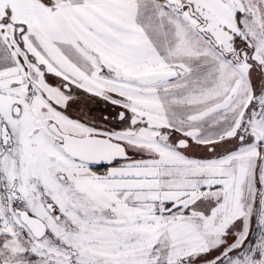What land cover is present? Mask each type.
<instances>
[{
  "label": "snow or ice",
  "instance_id": "snow-or-ice-1",
  "mask_svg": "<svg viewBox=\"0 0 264 264\" xmlns=\"http://www.w3.org/2000/svg\"><path fill=\"white\" fill-rule=\"evenodd\" d=\"M0 264H264V0H0Z\"/></svg>",
  "mask_w": 264,
  "mask_h": 264
}]
</instances>
